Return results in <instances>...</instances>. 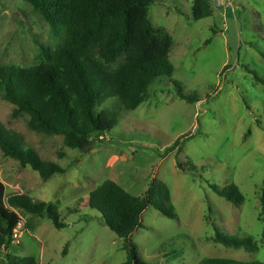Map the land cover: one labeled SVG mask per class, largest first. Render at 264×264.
<instances>
[{
    "label": "rangeland",
    "instance_id": "obj_1",
    "mask_svg": "<svg viewBox=\"0 0 264 264\" xmlns=\"http://www.w3.org/2000/svg\"><path fill=\"white\" fill-rule=\"evenodd\" d=\"M210 2L212 16L195 21L194 0L155 1L150 19L173 39L174 75L155 80L140 107L123 110L106 141L94 142L88 152L67 148L61 136L30 131L27 115L14 118L15 106L0 94L5 129L20 135L44 160L66 169L44 180L0 149V179L7 193L57 205L65 224L59 230L48 219L18 210L21 222L14 242L0 251V264L24 257L39 264L127 262L125 240L87 204L89 195L107 180L137 197L154 181L170 188L177 217L169 219L149 207L142 215L143 227L131 236L147 264H198L205 258L264 263V85L243 67L264 79V0ZM59 42L25 0H0V66L38 65V43L55 48ZM175 82L199 101L190 104L177 97ZM178 140L181 150L167 152ZM178 162L185 169H198L189 173L179 169ZM231 183L244 195L240 206L210 187ZM213 224L236 237L250 235L256 249L216 243Z\"/></svg>",
    "mask_w": 264,
    "mask_h": 264
},
{
    "label": "trees",
    "instance_id": "obj_2",
    "mask_svg": "<svg viewBox=\"0 0 264 264\" xmlns=\"http://www.w3.org/2000/svg\"><path fill=\"white\" fill-rule=\"evenodd\" d=\"M25 1L60 38L55 48L38 43L42 58L38 65L0 66V94L15 106L14 118L27 115V127L32 132L61 136L67 148L88 152L94 142L106 141V135L119 125L123 110L140 107L155 80L174 75L170 63L173 39L165 28L155 27L150 19V8L156 0ZM211 16L210 0H194L195 21ZM243 67L257 83L264 85L263 78ZM174 86L180 99L190 104L199 101L197 96L184 93L182 84L175 82ZM178 143L179 140L167 152L178 147ZM0 149L4 156L22 167L30 166L44 180L66 173L65 168L44 160L36 149L27 146L20 135L7 131L1 122ZM177 167L189 173L198 169L194 165L185 169L181 162ZM210 187L234 206L245 201L233 183ZM260 203L264 213V188ZM87 204L101 215L111 231L125 240L128 260L123 264H147L131 240L132 234L143 227L142 215L147 208L154 207L169 219L177 217L170 188L162 181L152 182L146 193L137 197L107 180L89 195ZM18 210L48 219L56 229L65 228L57 205L19 192L7 193L0 180V251L14 242L21 222ZM208 221L212 223L211 219ZM213 228L216 243L248 252L257 247L250 235L236 237L223 233L215 224ZM10 264L39 263L33 257H24ZM198 264L264 263L205 258Z\"/></svg>",
    "mask_w": 264,
    "mask_h": 264
},
{
    "label": "built area",
    "instance_id": "obj_3",
    "mask_svg": "<svg viewBox=\"0 0 264 264\" xmlns=\"http://www.w3.org/2000/svg\"><path fill=\"white\" fill-rule=\"evenodd\" d=\"M217 2H218V5H221V3H220V0H217ZM16 233V232H15ZM15 236V235H14Z\"/></svg>",
    "mask_w": 264,
    "mask_h": 264
},
{
    "label": "crops",
    "instance_id": "obj_4",
    "mask_svg": "<svg viewBox=\"0 0 264 264\" xmlns=\"http://www.w3.org/2000/svg\"><path fill=\"white\" fill-rule=\"evenodd\" d=\"M1 180V179H0ZM2 181V180H1Z\"/></svg>",
    "mask_w": 264,
    "mask_h": 264
}]
</instances>
